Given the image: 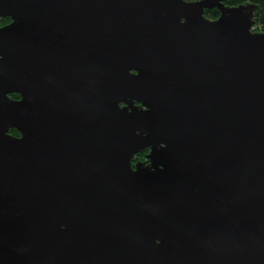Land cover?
<instances>
[{
  "label": "water",
  "instance_id": "water-1",
  "mask_svg": "<svg viewBox=\"0 0 264 264\" xmlns=\"http://www.w3.org/2000/svg\"><path fill=\"white\" fill-rule=\"evenodd\" d=\"M223 1L0 0V264H264V32Z\"/></svg>",
  "mask_w": 264,
  "mask_h": 264
},
{
  "label": "trees",
  "instance_id": "trees-1",
  "mask_svg": "<svg viewBox=\"0 0 264 264\" xmlns=\"http://www.w3.org/2000/svg\"><path fill=\"white\" fill-rule=\"evenodd\" d=\"M186 1H194V0H186ZM226 5L228 6H238L241 4H246V3H253L255 5V10H254V25L253 29L258 32H264V0H224L223 1ZM220 15V11L218 8H210L205 10V16L210 18V19H216ZM11 22V18L6 16V17H0V26L6 25ZM10 97L13 99H18L20 98L18 93H12L10 94ZM9 133L15 136L20 135L19 132L11 128L9 130ZM149 152V149H145L137 153L134 157V162L137 161H148L146 155Z\"/></svg>",
  "mask_w": 264,
  "mask_h": 264
},
{
  "label": "flooded vegetation",
  "instance_id": "flooded-vegetation-1",
  "mask_svg": "<svg viewBox=\"0 0 264 264\" xmlns=\"http://www.w3.org/2000/svg\"><path fill=\"white\" fill-rule=\"evenodd\" d=\"M19 136V135H18Z\"/></svg>",
  "mask_w": 264,
  "mask_h": 264
}]
</instances>
